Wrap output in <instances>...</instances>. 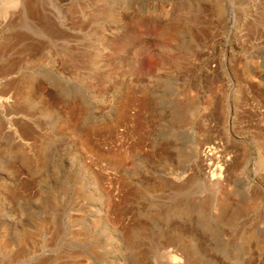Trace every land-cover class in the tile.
<instances>
[{"label":"rangeland","instance_id":"obj_1","mask_svg":"<svg viewBox=\"0 0 264 264\" xmlns=\"http://www.w3.org/2000/svg\"><path fill=\"white\" fill-rule=\"evenodd\" d=\"M12 1L0 264H264V0Z\"/></svg>","mask_w":264,"mask_h":264},{"label":"bare ground","instance_id":"obj_2","mask_svg":"<svg viewBox=\"0 0 264 264\" xmlns=\"http://www.w3.org/2000/svg\"><path fill=\"white\" fill-rule=\"evenodd\" d=\"M20 1H21V0H13L12 2L20 3ZM12 2H11V3H12ZM24 4H25V3H24ZM15 5H16V4H15ZM17 6H18V5H17ZM18 7H19V6H18ZM25 9H26V8H25ZM26 11H27V10H26ZM20 14H21V13H20ZM213 176H214V174H213Z\"/></svg>","mask_w":264,"mask_h":264}]
</instances>
